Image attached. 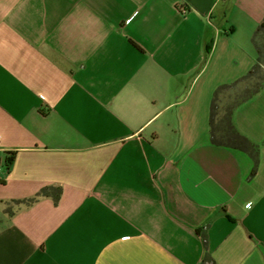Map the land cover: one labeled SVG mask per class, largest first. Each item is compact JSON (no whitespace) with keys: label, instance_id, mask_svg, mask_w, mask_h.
Wrapping results in <instances>:
<instances>
[{"label":"crops","instance_id":"crops-1","mask_svg":"<svg viewBox=\"0 0 264 264\" xmlns=\"http://www.w3.org/2000/svg\"><path fill=\"white\" fill-rule=\"evenodd\" d=\"M263 78L264 0H0V264H264Z\"/></svg>","mask_w":264,"mask_h":264},{"label":"trees","instance_id":"trees-1","mask_svg":"<svg viewBox=\"0 0 264 264\" xmlns=\"http://www.w3.org/2000/svg\"><path fill=\"white\" fill-rule=\"evenodd\" d=\"M130 41L138 48H140L139 45H137L133 40L130 39ZM205 41V40H204ZM210 48L209 46H204V53H205V60H207V58L210 55ZM257 68H259V64H256L255 67L243 78H241L240 80L231 83V84H223L221 86H219L217 88V90L214 93V97L212 100V105H211V114H210V126H211V133H215L216 128L214 127L215 124L214 122L218 119L217 122V128L218 129H222L221 130V139H223V143L226 146H237L238 143V133L236 134L234 131L231 130V128L229 127V119H230V115L233 111V109L239 104L240 100L242 97L246 96L248 93H250V91H247L248 93H245L242 95V97L239 98H235L232 102H230V100L226 101L225 99L222 102V98L221 96L224 94V91L227 90L230 87H235L237 85V83H239L242 80L245 79H249L252 78L253 75L255 74V71L257 70ZM262 79V78H261ZM259 78V83H257L255 90L257 91V89L263 84L262 81ZM264 80V78H263ZM253 92V91H251ZM241 96V94H240ZM248 98V96H246ZM239 100V101H238ZM16 155L17 153L12 151V152H8L5 154V157H0V170L5 168L7 170V172L10 171L11 167L13 166L15 159H16ZM1 183H5L6 181L3 180L1 181ZM51 190H53L56 195L53 196L54 200L56 203L59 202L61 195H62V188L61 187H56V188H50ZM44 197H49V192L48 189H42L40 192H38L35 196L30 197V198H25V199H13V200H9L8 201V205H10V211H11V205H16L18 207L20 206H24V207H29L33 204H35L36 202H38L39 199L44 198ZM203 264H215V262L211 259V257L209 255L206 256L205 261Z\"/></svg>","mask_w":264,"mask_h":264},{"label":"built area","instance_id":"built-area-1","mask_svg":"<svg viewBox=\"0 0 264 264\" xmlns=\"http://www.w3.org/2000/svg\"><path fill=\"white\" fill-rule=\"evenodd\" d=\"M138 238H139V236H138Z\"/></svg>","mask_w":264,"mask_h":264}]
</instances>
